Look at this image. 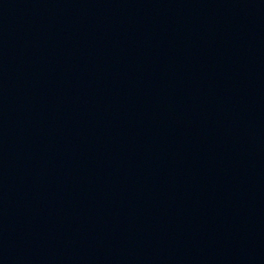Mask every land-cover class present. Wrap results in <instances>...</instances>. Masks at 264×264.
<instances>
[{
	"label": "water",
	"instance_id": "obj_1",
	"mask_svg": "<svg viewBox=\"0 0 264 264\" xmlns=\"http://www.w3.org/2000/svg\"><path fill=\"white\" fill-rule=\"evenodd\" d=\"M0 264H264V0H0Z\"/></svg>",
	"mask_w": 264,
	"mask_h": 264
}]
</instances>
